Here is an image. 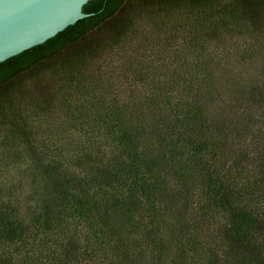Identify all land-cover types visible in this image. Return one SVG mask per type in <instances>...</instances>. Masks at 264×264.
<instances>
[{
  "label": "trees",
  "instance_id": "1",
  "mask_svg": "<svg viewBox=\"0 0 264 264\" xmlns=\"http://www.w3.org/2000/svg\"><path fill=\"white\" fill-rule=\"evenodd\" d=\"M220 1L99 0L88 25L0 69V117L48 122L22 96L47 74L76 133L31 150L24 209L0 198V264H264V50L224 46L264 0L197 15ZM146 23L169 35L144 43Z\"/></svg>",
  "mask_w": 264,
  "mask_h": 264
},
{
  "label": "rangeland",
  "instance_id": "2",
  "mask_svg": "<svg viewBox=\"0 0 264 264\" xmlns=\"http://www.w3.org/2000/svg\"><path fill=\"white\" fill-rule=\"evenodd\" d=\"M229 6L228 0H222L209 10L201 11L197 15L204 14L206 16L207 13L211 12L212 15H210L215 21L217 18H221V13H226L230 10ZM235 20L237 24L240 23L242 25V28L238 30L239 34H233L230 37L226 36L224 39L225 45L223 44L225 49L238 52H245L241 50L251 49L262 52L264 50V28H261V25L264 24V19H249L244 13L235 12ZM139 29L140 34L145 37L144 43L152 41L157 43L158 40L161 42L165 36L169 35V30L161 29L158 24L157 26H151L149 23L142 24ZM158 44L160 46V43ZM214 45L216 46L217 44ZM151 47L149 45L146 46L145 53H152ZM127 55H132V53L126 50ZM112 64V66L117 67L120 64L119 59L115 57ZM100 65L99 63L95 64L97 67ZM153 65L157 64L153 62ZM54 85L55 80L45 74L36 80L25 83L23 88V97H38V100L49 105V121L45 122L44 125L41 123L27 124L26 118L24 119L25 115H27L25 110L22 115H19L20 113H7L0 117V198H14L22 209L29 203L28 194L33 188L31 186L34 185V181L33 183L31 182L30 172L38 163L34 155L31 154V150L36 149L37 146L39 147L42 139L47 143L46 134L50 136L48 142L55 144L58 143L57 139H61V134L64 131L71 136L70 139L72 141L76 139V133L72 130H66L65 125L61 124L64 118L59 109L50 100L49 92ZM18 111L23 110L18 109ZM29 128H32L34 132L32 138L36 139L37 145L30 144L28 139H26V132ZM35 184L42 189L43 182L40 178H35Z\"/></svg>",
  "mask_w": 264,
  "mask_h": 264
},
{
  "label": "water",
  "instance_id": "3",
  "mask_svg": "<svg viewBox=\"0 0 264 264\" xmlns=\"http://www.w3.org/2000/svg\"><path fill=\"white\" fill-rule=\"evenodd\" d=\"M97 1L0 0V69L88 25L83 11Z\"/></svg>",
  "mask_w": 264,
  "mask_h": 264
}]
</instances>
